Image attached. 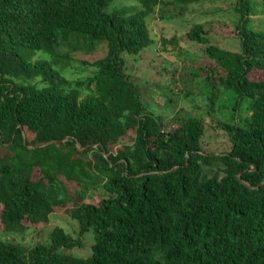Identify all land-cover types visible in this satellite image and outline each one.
Returning a JSON list of instances; mask_svg holds the SVG:
<instances>
[{
	"label": "trees",
	"instance_id": "trees-1",
	"mask_svg": "<svg viewBox=\"0 0 264 264\" xmlns=\"http://www.w3.org/2000/svg\"><path fill=\"white\" fill-rule=\"evenodd\" d=\"M114 1L0 0L2 230L22 235L69 205L78 227L75 238L55 227L33 246L0 239V264H264V31L251 26L264 0L231 4L238 51L210 44L204 24L183 37L203 45L215 63L205 81L232 103L217 122L230 149L218 155L202 150V119L155 116L125 73V57L153 43L148 18L158 10L165 19L167 3L111 10ZM102 45L101 58L80 62L94 68L84 92L67 77L71 52ZM60 177L79 189L69 193ZM87 233L90 254H68Z\"/></svg>",
	"mask_w": 264,
	"mask_h": 264
},
{
	"label": "rangeland",
	"instance_id": "rangeland-1",
	"mask_svg": "<svg viewBox=\"0 0 264 264\" xmlns=\"http://www.w3.org/2000/svg\"><path fill=\"white\" fill-rule=\"evenodd\" d=\"M162 7L165 19L160 18V12L148 18L150 35L153 43L137 56L125 57V73L128 79L137 85L141 91L140 102L155 116L166 120L176 118L195 117L205 123V133L201 139L202 150L206 153L220 154L229 151L230 143L227 135L221 131L217 122L230 118L232 103L226 100V95L220 94L217 87L211 86L206 77H214L215 63L206 59L203 45L185 41L183 37L191 27L204 24L209 43L229 51L239 50V41L233 28L234 15L231 6L235 0H200L189 4L185 11L170 5L171 0ZM132 5H139L137 0H116L110 4V9H120ZM257 12L251 15V26L264 31V10L256 4ZM173 36L179 37L176 47L169 42L163 44ZM105 54V46H98L94 51H73L74 61L68 69V79L82 81L86 91L87 78L94 73V68L84 66L80 62H93ZM213 70V74H212ZM209 75V76H208ZM250 78L260 79L263 73L252 72ZM214 108L208 112L211 106ZM215 110V112H214ZM242 110L237 111L236 116ZM126 142L129 139L126 138ZM116 148V147H115ZM219 164L205 166L203 174L212 176L219 168ZM38 176L39 172L36 171ZM60 181L69 193L79 189L74 182L60 177ZM93 193V192H92ZM90 192V195L92 194ZM69 205L63 209H56L50 216L48 223L29 225L22 235H8L3 232L0 222V239L9 240L17 244L33 246L37 243H47L49 233L55 227L62 228L72 237H77V223L69 216ZM2 206L0 205V212ZM93 243L92 233L83 236L82 247L66 251L76 257H87Z\"/></svg>",
	"mask_w": 264,
	"mask_h": 264
}]
</instances>
